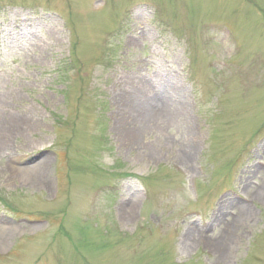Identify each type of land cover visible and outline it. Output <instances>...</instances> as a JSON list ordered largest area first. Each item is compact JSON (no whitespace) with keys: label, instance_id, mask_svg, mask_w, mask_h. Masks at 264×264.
Returning <instances> with one entry per match:
<instances>
[{"label":"rangeland","instance_id":"374dc122","mask_svg":"<svg viewBox=\"0 0 264 264\" xmlns=\"http://www.w3.org/2000/svg\"><path fill=\"white\" fill-rule=\"evenodd\" d=\"M124 86L185 110L130 137ZM11 119L0 264H264V0H0Z\"/></svg>","mask_w":264,"mask_h":264},{"label":"bare ground","instance_id":"6f19581e","mask_svg":"<svg viewBox=\"0 0 264 264\" xmlns=\"http://www.w3.org/2000/svg\"><path fill=\"white\" fill-rule=\"evenodd\" d=\"M132 86H134V84ZM124 87H121V96H122L121 100L125 102L127 106L132 107L134 110V114H131L133 115V117L131 118V121L133 123L131 121L130 122L125 121V123H123V125L126 124L125 125L126 129L124 132L126 133V135L130 137L134 138L137 135L143 134L147 130H150L151 126L153 127L154 125L153 123H155V116L157 114L160 116V118H164L165 120L169 122V121H172L175 116H178L180 113H182L185 110V104L182 101L181 90L179 88L172 89V88H168L167 86V89L169 90L165 92L166 90V87H165L164 93L160 94L159 96L154 95L153 96L154 103L150 104V101L144 97V95L146 94L145 93L146 90L144 88L136 87L134 88L135 90L133 94H130L129 91L127 90L128 86L125 88ZM172 94L177 97V100L175 99V101H173ZM112 99L114 101V98ZM117 102L118 101L113 102L115 106L116 104H118ZM123 109H127V107H124ZM8 121L9 123L5 122L3 131L2 133H0V143L1 142L7 143L10 137L16 135L17 133V130L14 128L18 127L17 125L19 124V119H11ZM137 123H138V126L140 125L141 127H138V126L135 127ZM189 146H192V145H189ZM190 152H191V149H190ZM25 171L31 172L35 175L36 173H40L39 171L41 170L36 169V167H31V168L26 169ZM261 192L264 193L263 190ZM127 215L129 216V214ZM127 215L123 213L121 216L123 219L127 220L128 218ZM218 220L219 218L217 217L215 221L217 222ZM231 230L229 228L225 230L224 232L219 231L217 234L218 240L221 245V250L223 251H224V248L222 247L223 241L227 240V236L229 235V231ZM227 231H228V234L226 233ZM193 232H194V229L190 228L189 232H187L186 235L184 236L185 240L192 239Z\"/></svg>","mask_w":264,"mask_h":264}]
</instances>
